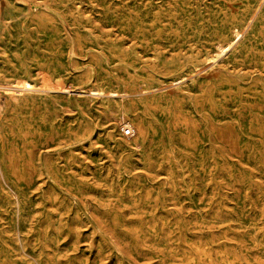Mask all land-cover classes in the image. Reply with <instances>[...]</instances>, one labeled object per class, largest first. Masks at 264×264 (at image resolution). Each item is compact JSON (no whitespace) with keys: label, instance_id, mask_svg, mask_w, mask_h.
<instances>
[{"label":"rangeland","instance_id":"obj_1","mask_svg":"<svg viewBox=\"0 0 264 264\" xmlns=\"http://www.w3.org/2000/svg\"><path fill=\"white\" fill-rule=\"evenodd\" d=\"M0 264H264V0H0Z\"/></svg>","mask_w":264,"mask_h":264},{"label":"bare ground","instance_id":"obj_2","mask_svg":"<svg viewBox=\"0 0 264 264\" xmlns=\"http://www.w3.org/2000/svg\"><path fill=\"white\" fill-rule=\"evenodd\" d=\"M7 3H8V2H7ZM233 7H234V6H233ZM230 17H231V16H230ZM8 19H9V17H8ZM5 20H6V19H5ZM5 20H4V21H5ZM6 94H10V95H11V94H15V92H12V91H6ZM16 94H17V93H16ZM19 94H21V92H20ZM73 104H74V103H73ZM126 127H130V128H132L129 124L124 123V124L122 125V131H123V129L126 128ZM132 130H133V133H132L131 136H125L124 134H123V135H124L125 137H127V138H131V137L134 135V129L132 128Z\"/></svg>","mask_w":264,"mask_h":264},{"label":"built area","instance_id":"obj_3","mask_svg":"<svg viewBox=\"0 0 264 264\" xmlns=\"http://www.w3.org/2000/svg\"><path fill=\"white\" fill-rule=\"evenodd\" d=\"M132 133H133V130H132V128H130V127H126V128L123 129V134H124L125 136H131Z\"/></svg>","mask_w":264,"mask_h":264}]
</instances>
